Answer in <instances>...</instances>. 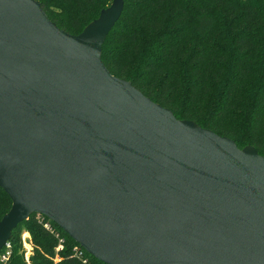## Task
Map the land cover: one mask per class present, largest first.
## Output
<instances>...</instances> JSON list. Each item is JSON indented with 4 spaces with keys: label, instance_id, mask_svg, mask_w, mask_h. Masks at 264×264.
Here are the masks:
<instances>
[{
    "label": "water",
    "instance_id": "obj_1",
    "mask_svg": "<svg viewBox=\"0 0 264 264\" xmlns=\"http://www.w3.org/2000/svg\"><path fill=\"white\" fill-rule=\"evenodd\" d=\"M123 3L71 34L0 0V250L39 214L105 264H264V155L109 72Z\"/></svg>",
    "mask_w": 264,
    "mask_h": 264
},
{
    "label": "trees",
    "instance_id": "obj_2",
    "mask_svg": "<svg viewBox=\"0 0 264 264\" xmlns=\"http://www.w3.org/2000/svg\"><path fill=\"white\" fill-rule=\"evenodd\" d=\"M57 26L78 34L112 0H38ZM101 59L178 119L253 146L264 155V0H124L107 34ZM11 200L0 188V219ZM31 214L12 231L7 260L27 264L20 236L34 246L32 264H105L82 249L56 223L53 232ZM58 233V236L55 235ZM63 238L62 249L55 251ZM82 257L75 255V247ZM58 257V260L56 258Z\"/></svg>",
    "mask_w": 264,
    "mask_h": 264
},
{
    "label": "built area",
    "instance_id": "obj_3",
    "mask_svg": "<svg viewBox=\"0 0 264 264\" xmlns=\"http://www.w3.org/2000/svg\"><path fill=\"white\" fill-rule=\"evenodd\" d=\"M36 217H37L38 221L43 224V226H44L45 229H47L50 232H53V227H52V225H51V223H50V221H49L48 218L44 217L43 215H39V214H37ZM55 235L58 236V233H55ZM62 242H63V239L62 238H59V244L55 247V251H58V250L62 249ZM4 247H5V251L1 255V259L3 261L7 260L8 257H9V255H10V248H11L10 242L8 241L4 245ZM74 251H75V255L78 256V257H80L83 262H86L87 261L86 258L82 257V255H83L82 253L83 252L80 251L77 246L75 247Z\"/></svg>",
    "mask_w": 264,
    "mask_h": 264
},
{
    "label": "rangeland",
    "instance_id": "obj_4",
    "mask_svg": "<svg viewBox=\"0 0 264 264\" xmlns=\"http://www.w3.org/2000/svg\"><path fill=\"white\" fill-rule=\"evenodd\" d=\"M15 236L18 237L20 236V244L22 248L24 249V259L27 264H32L31 263V255L33 254V244L30 240V235L27 232L25 226H21L16 232ZM63 239V238H62ZM58 260V257L56 258Z\"/></svg>",
    "mask_w": 264,
    "mask_h": 264
}]
</instances>
